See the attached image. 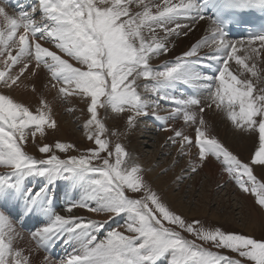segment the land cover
I'll return each instance as SVG.
<instances>
[{
    "label": "snow or ice",
    "instance_id": "snow-or-ice-1",
    "mask_svg": "<svg viewBox=\"0 0 264 264\" xmlns=\"http://www.w3.org/2000/svg\"><path fill=\"white\" fill-rule=\"evenodd\" d=\"M134 2L143 10H134ZM209 3L217 8L221 4L231 8H264V0H204L203 4L200 0H163L155 5L145 0H37L38 8L13 15L7 11L5 0H0V65L4 67L0 70V165L12 169L0 174V197L11 198L21 189L26 176L48 177L52 182L75 176L89 184V191L85 199L70 203L67 211L71 214L74 208H81L113 216L127 214L126 231L131 233L112 230L105 239H98L97 234L105 226L103 222L53 213L52 223L33 236L37 251L41 246L47 250L54 240L70 236L81 247L66 264H159L165 257L168 264H264V239L209 229L199 220L189 221L152 188L139 164L130 170L122 167L123 158H130L123 145L117 143L110 150L109 141L101 138L106 126L98 109L110 107L116 114L126 110L134 113L127 117L133 125L136 117L150 113L160 119L157 110L160 101L166 100L174 105L168 119L182 118L185 124L195 126L194 137L175 128L171 129L174 135L169 137L180 145L181 154L198 149L196 163L188 171L196 173L214 157L244 193L254 194L255 203L264 211V182L254 174L259 167L264 177V86L257 87L264 84L257 68V63L264 61V33L230 40L219 15L206 14ZM181 19L189 23H179ZM202 21L207 23V35L190 43L171 64L157 70L149 63L152 57L166 54L173 46L169 36L188 37ZM157 29L164 31L163 38H158ZM42 41L54 45L56 50ZM205 48L210 51L203 52ZM206 61L220 65L215 75L207 76L201 71L207 66ZM230 61L239 66L237 72L231 70ZM15 65L20 68L13 73ZM41 68H46L52 79L62 85L59 92L64 96L74 93L90 98V119L84 126L95 125L97 131L89 134L94 146L85 153L61 158L54 154L52 145L44 143L38 151L46 158L37 159L25 150L29 135L33 139L37 133L43 136L45 126L55 128L56 122L47 104L33 112L4 90L18 86L25 72L35 74ZM245 72L256 79L241 78ZM141 78L152 82L151 86L145 85V91L155 93L157 99L142 98L137 91ZM176 84L203 88L209 102L204 103L197 95H169ZM213 106L226 109L228 119L237 128L256 134L258 149L248 160L234 154L212 134L204 113ZM54 148L65 154L80 151L74 144L59 141ZM94 160H101L102 164L96 165ZM43 194L42 189L33 201ZM32 206L30 202L28 207ZM184 233L194 239H188ZM21 235L13 220L0 211V264H32L15 247ZM197 241L231 250L247 260L213 252ZM44 264L52 262L44 257Z\"/></svg>",
    "mask_w": 264,
    "mask_h": 264
},
{
    "label": "rangeland",
    "instance_id": "rangeland-1",
    "mask_svg": "<svg viewBox=\"0 0 264 264\" xmlns=\"http://www.w3.org/2000/svg\"><path fill=\"white\" fill-rule=\"evenodd\" d=\"M21 1L22 0H12L11 2H13V3H15V2L21 3ZM33 1H35V0H33ZM25 5H27V3ZM6 6L8 8L12 9L7 4H6ZM33 7H37L38 8L36 3L33 4V6L30 7L29 9H31ZM132 8L134 10H136V11H141L143 9V7L141 5H137L135 2L132 4ZM21 11H24V10H21ZM14 14L18 15L19 12H17V13L14 12ZM47 47H49V46H47ZM50 48H52V50H56L53 45L50 46ZM65 58H67V57H65ZM71 62L75 64V61H71ZM208 62H211V61H208ZM259 62L257 63V68L260 70L259 71V75H260L264 71L263 70L264 69L263 68L264 64H263V61H259ZM206 65H207V61H206ZM16 66H17V68H16ZM19 68H20V65H15V66L12 67L11 72H13V73L18 72ZM44 69L46 71V75L49 76L50 73L47 71L46 68H44ZM203 69L204 70H201V71H203L205 75L211 76L210 73H208L210 71V66L209 65H207ZM33 75L34 74H30L29 72H25L24 73V78L23 79L25 81H22L21 83L23 84V86H25V91L30 92V93L32 91H34L32 93L35 94L37 96V98L39 99V101H40V105H39L40 108L39 109L43 108V106L45 104H47L48 107L52 111L53 110L55 111V113L60 111V114L58 113L59 115L57 114L56 116L60 120L59 122H60V125L63 127L64 133L60 134L59 131L57 130V132H58V134H57V132L55 130H52V128H50V127L47 128V125H46L45 126L46 129H45V132H44L43 136H41L40 133H37L35 139H33L30 136L31 139H32L31 146L30 147H26L27 150L26 149L25 150L30 155H32L33 157H35L37 159L46 158L45 154H42V153H40L38 151V147L41 144H44V143L52 145L54 154L60 155L61 158H65L66 155H80V154L85 153L86 149L94 146V143L88 139L89 134H91L92 132H96L97 131V128H96L95 125L90 126L89 128H85V126H84L86 124L87 120L90 119V114L87 111L88 101H89L90 98L82 97V96L76 95V94H75L76 95L75 96L74 93L72 94L73 96L71 94L68 95V97L64 96L63 94H61L59 92V88H60L59 86H62L60 83L56 82L55 85H57V87H53V83L55 82V80H53L52 77H50L51 75L49 76L50 77L49 80L50 79L53 80V81L50 82L51 84L50 83H46V84L43 85V81H41L40 82L41 84H39L37 87L36 86L33 87L32 84H35V82L32 81L33 80ZM246 75H248V76H246ZM261 76L264 77V73H262L260 75V77ZM244 77L252 78L251 75L249 73H247V72H245L244 76L241 77V78H244ZM216 83L218 84V81ZM261 86H264V84H261ZM193 87H196V86H193ZM257 87H259V84L257 85ZM69 97H72V98H69ZM86 98H87V100H86ZM201 98H202V95H201ZM55 100L58 101V102L56 103ZM53 102H55V103H53ZM53 104H54L55 107L53 106ZM57 105H59V107L61 106L63 109L60 107L61 110H59V108H56ZM74 108H75V110H74ZM98 112H99V118L102 120V122L106 126V130L103 133V135L101 136V138L102 139H107L109 141L110 150H114L115 145L117 143H119V144L123 145L125 147V149L127 150V152L130 154V158L129 157H124L123 158L125 163L122 165V167L128 168L130 170V168L132 166L136 165V162H137V161H135L136 159H139V157H140V159L144 160L145 167L149 168V173L152 174V177H151L150 180H147V178L144 177L145 180H147L149 184L152 182L150 185L159 194H160V192L158 190H156L154 185H155V183L161 181V188H162L163 193L169 194L170 192H172V194L176 198L180 199L178 202L181 201V203H182V205H183V207L185 208V211H186L184 216L189 221H191V220H199V221H201V223H202V225L204 227L209 228V229L220 228L221 230H227L229 232H234V233H239V234H243V235L252 236V237H254L256 239H264V226L263 225L261 226V224H260L259 227L258 228H254V230L252 232L247 230V228L249 227V224H250V222L252 220L251 219L252 217H250L252 215H251V211L249 209L247 210V208H246V209L243 210V208H242V206L240 204V202H241L240 200H236L235 199V200H232L231 202H228L227 200H225V201H227L226 204L222 203L223 202L222 198L225 197V194H226V191H227L226 190L227 186H225V188H223L222 190H220L218 192L217 196L215 197L216 201H213L211 203H209L208 200L203 198V195L206 192L210 193L209 187L208 186H204L206 184V183H204L206 179H204L201 176V178H202L201 182L202 183L201 182L199 183V186H198V188L196 190L195 189L193 190V188H192L193 186H192L191 183L196 178L198 172H196L195 174L189 176L188 180H189L190 184L186 187V191H185V193L182 196L179 194V192H180L181 186L186 184V183L180 182L179 183L180 187H178L176 189L172 188V182H173L175 168L179 167L180 164H182L184 162L185 157L188 156L189 154H184V155L178 156V160L176 161V160L173 159V153L169 152L170 150H168L167 153H165L163 151L164 150V148H163L164 146H161L159 141H158V139L161 137V132H163L164 129H165V127L163 125L161 127H159L157 125L158 126V131H152L150 133H146L145 135H141V136H138L136 134L135 137H134L133 133H130V130L132 129L131 127L127 128L126 125L122 126L120 124L121 121L123 122L124 120H126V118H123V115H121V113L120 114H116L115 112L112 111V109L110 107L108 109L100 108V109H98ZM220 112L222 114L223 121H226V122L229 121V123H228L229 126L226 127V129L223 132L224 136L227 138L231 134L232 135H236V133H237L236 131H238V128L228 119L227 110L226 109H224V110L220 109ZM75 114H76V116H75ZM180 119L182 120V118H180ZM70 120H72V121L70 122ZM139 122H140V120H139ZM81 123H83V124H81ZM185 125L187 126V124H185ZM188 127H190L191 129L194 130L193 126L188 125ZM123 129H124V131H123ZM230 129H232V130H230ZM233 130H234V132H233ZM128 131H129V133H128ZM225 131H226V133H225ZM229 131H230V133H228ZM124 134L129 135V136L131 135V137H130L131 139L135 138V140H134L135 144H137V146H139V149H140V152H139L138 156H136L135 151L133 150L134 148L131 149L130 148L131 146H129L128 143H123L122 136ZM219 134H222V130H221V132H219ZM227 139H231V138L229 137ZM58 141L59 142H63V143L74 144L76 146V148L79 149L80 151L79 152L70 151L67 154L60 153L58 150H56L54 148L55 143L58 142ZM166 141H167V143L169 142L167 139H166ZM104 155H106V154L105 153H101V156H104ZM194 157L197 160V156H194ZM113 162H114V158H113ZM93 163L96 164V165H101L102 161L101 160H94ZM71 177H74V176H66V177L56 178L54 180V182H52L48 177L34 176L33 178H36L37 182L39 183L38 187L36 188L35 194L37 195L38 193H41L42 189L44 190V194L37 201L38 204L42 205L46 201L47 197L51 194V189L56 190V191H54V190L52 191L54 193V197H55L54 199L56 200V201H54V199H53V203L52 204H54V205L57 202H62L63 203L64 200L66 202H70L69 199H67V198L64 199V200H60L59 198H64V197H60L61 194L62 195H66L68 197L72 192H75L76 195H77L76 197L80 201L85 199L86 196H84V195L86 194L85 191L87 189V188H85V186H87L85 184V182L79 181V185L77 184L75 186L73 184L68 183V182H63V183L61 182V181H68V180H70ZM71 179H73V178H71ZM262 182H264V181H262ZM81 193H82V197L83 198L80 197ZM208 193H206V194H208ZM251 195H252L253 200H255V196L253 194H251ZM19 198L22 199L23 196L21 195V196H19ZM232 199H234V198H232ZM79 200H78V202H79ZM66 202H64V203H66ZM166 202L172 208V206L169 204V202L168 201H166ZM92 205L95 206V203H93ZM0 211H3V210H0ZM10 212H12L13 214H16V212H14L11 209H9V211H6V210L4 211V213L11 220H13V223H15L16 226L18 227L15 217H13ZM242 212H245V213H242ZM54 214H55V212H54ZM214 215L218 216V217H220L222 219H225L224 223L222 221H220V220L217 221L214 218ZM111 217L112 218L108 222L104 223V224L108 225V228L109 227L112 228L113 226L115 228H121L122 229L121 232H124L126 235H131V233H128L127 231H125L126 230V224H127V221H128L127 214H121V215H116V216H111ZM90 218L94 219V217H92V216H90ZM102 220L103 219H100V222H102ZM42 223H43V228L45 226H48V223L46 222V220L45 221L43 220ZM26 225H27L28 228H30V226H31V224H30V226H29V224H26ZM20 230H22V229H20ZM22 231H24V230H22ZM24 232L26 234H28L26 231H24ZM32 232H34V233L37 232L38 233L39 231H37L36 228L32 227ZM184 235L188 239H194L190 234L184 233ZM29 237L31 238V236H29ZM65 239H68V236H66L65 238H62V240H61L62 241V245L64 244V246L62 247L63 249H66V247H67V250H71V249L76 247V249H74L73 251L80 250L81 246H80V243H79L78 240L70 238L67 241ZM57 240L58 239L54 240V242H56ZM35 243L34 244L37 245V241H35ZM197 243L198 244L202 243L203 246L209 248V250H211L213 252H219L221 255L231 257L232 259L247 260V258L239 257L237 253L232 252L231 250L222 249V248L221 249H217L214 246L209 245V244L204 243V242H201V241H197ZM39 250H41L42 252L47 254L49 257H51L48 253H46V250L44 251V249H41V248H39ZM70 257L71 256L68 253L67 254V258L69 259ZM51 258H53V257H51ZM54 260L57 261L56 258ZM58 263L59 264H66V260L62 261V260L58 259ZM166 263H168V258L167 257L162 258L161 261H159V264H166ZM247 264H255V262L247 261Z\"/></svg>",
    "mask_w": 264,
    "mask_h": 264
},
{
    "label": "bare ground",
    "instance_id": "bare-ground-1",
    "mask_svg": "<svg viewBox=\"0 0 264 264\" xmlns=\"http://www.w3.org/2000/svg\"><path fill=\"white\" fill-rule=\"evenodd\" d=\"M145 1H146L145 3H148L150 5L162 4L163 3V0H145ZM171 2L172 3H177L178 0H171ZM152 10L155 12V10H156L155 7H153ZM7 11L10 14L15 15L14 14V11L12 9L8 8V7H7ZM178 22L179 23H182V24L189 23V21L184 20V19H181ZM194 27L196 29L195 32L194 33H190V35L188 37H185V36H182V35L181 36H169L168 39L171 40V41H173V46L170 47V50L166 54L152 57L150 59L149 63L155 69L160 70L163 65H165V64H171L176 59V57H178L183 51L187 50V48H188V46H189L190 43L195 42L197 40V38H199V37H202V36L207 35V31H206V29H207V23L206 22H203L202 21V22H200L198 25H196ZM156 31H157L158 38H163L165 36V33H164V31L162 29H157ZM147 34L148 33L146 32V35ZM242 39H244V38H242ZM230 40H232V39H230ZM236 40H241V38H238ZM236 40H232V41H236ZM42 43H44L45 46H49V47L52 46L51 44L46 43V42H43V41H42ZM208 51H210V50L207 49V48L203 49V52H208ZM203 52H202V54H203ZM238 54H240V53H238ZM211 62L217 64V62H215V61H211ZM229 63L232 66L231 67V70L233 72H237L239 66H236L234 64V61H230ZM263 64H264V61H263ZM16 68H17V66H16ZM263 68H264V66H263ZM212 69H213V67L210 66V72L212 71ZM0 70H4L3 65H0ZM201 70H204V69H201ZM262 73H264V71ZM50 75L51 74H49V76ZM49 76L46 75V71H45L44 68H41V69L36 70L35 71V74L33 75V80H32V81L35 82V84H32L33 87L34 86L37 87L39 84H41L40 83L41 81H43V85L46 84V83H50L51 81H53L51 79L49 80V78L51 77V76L50 77ZM246 76H248V75H246ZM23 78H24V76H22L21 77V80L17 82V85L18 86H13L12 89L4 90V92H5V94H10L11 97L16 102L22 103L25 106L29 107L30 110H32L33 112H36L37 109L40 108L39 107L40 101L37 98V96L32 93L34 91L31 92L32 94L30 92L25 91V86H23V84L21 83L22 81H25ZM252 79H255V78H252ZM55 83H56V81L53 84H55ZM151 84H152V82L150 80H145L143 78H141V80L138 81L139 87L137 88V91L140 92L142 98L148 99V100H155V99H157V95L155 93H151V92L145 91V85L151 86ZM183 85H185V84H183ZM180 86H181V84L173 85V90H169V93L168 94L169 95H175L178 98H181L182 96H180V95L177 94V91L178 90H180V92L183 90V88H181ZM193 86H196V85H193V84H188L187 85V87H188L187 89L189 91L188 92V96L197 95V96H200L201 97V95H202V101L204 103H208L209 100H208V95H207L208 93H207V91L204 90L203 88H198L197 86L196 87H193ZM260 86H261V84H259V87ZM55 87H57V85ZM59 87H61V86H59ZM69 98H72V97H69ZM86 100H87V98H86ZM57 102L58 101H56V103ZM53 103H55V102H53ZM160 105L161 106L157 110V114H156L157 116L161 117L160 119H157L156 116H153L150 113L147 116L141 115V116L136 117L135 124L130 125L129 123H127V117L130 114L134 115V113H130L129 111L126 110L125 112L121 113V115H123V118H126V120H124L123 122L121 121L120 124L122 126L123 125L124 126L126 125L127 128L131 127L132 129L130 130V133H133L134 137H135L136 134L138 136H141V135H145L146 133H150L152 131H158V126L161 127L163 125L165 127V129H164L163 132H161V137L158 139V141H159V143H160L161 146H164L163 147L164 148L163 151L165 153H167V151L170 150L169 152H172L173 153V159L177 161L178 160V156H181V155H184V154H181L180 153V151H179L180 145L179 144L173 143L172 141L169 140V137H171V136L174 135V133H173V131L171 129H173V128H175V129H182L185 134H187L189 136H193V137H194V130L191 129L190 127H188V124L186 126L185 123L183 122V120H181L180 118H178V119H168L169 113H170L172 107H174V105H169L166 100H161L160 101ZM53 106H54V104H53ZM60 107H59V105L56 106V108H59V110H61L62 107L61 108ZM74 110H75V108H74ZM58 113L60 114V111H58L57 113H55L54 110L53 111L51 110L52 118L56 122V127L55 128H52V130H55L56 132L58 130L59 133L61 134V133H64V130H63V127L60 125L59 118L56 116ZM75 116H76V114H75ZM204 119L207 121V125L211 129L212 134L215 135L218 139H220L226 146H228L229 149L234 152V154L239 155L244 160H248L251 157V155L253 154L252 152L255 149H258L257 136H256L255 133H252V132H249V131H243V130H241V129L238 128V131H236L237 133L235 132L236 135H232L231 134L232 135L231 136L229 134L230 136L227 135L228 136L227 138L230 137L231 139H227L224 136L223 132L226 129V127L229 126V124H228L229 121H227V122L226 121H223V117H222V114L220 112V109H216L215 106H213V108H211V109H208L204 113ZM139 120H140V122H139ZM71 121L72 120H70V122ZM81 124H83V123H81ZM193 127H195V126H193ZM47 128H48V126H47ZM45 129H46V127H45ZM221 130H222V134H219V132H221ZM230 130H232V129H230ZM123 131H124V129H123ZM233 132H234V130H233ZM128 133H129V131H128ZM225 133H226V131H225ZM228 133H230V131ZM57 134H58V132H57ZM130 137H131V135L129 136V135L124 134L122 136L123 143H128L129 146H131L130 147L131 149L134 148L133 150L135 151L136 156H138L139 155V152H140L139 146H137V144H135V141H134L135 138H132L131 139ZM165 138L169 141L168 143H167V141H166ZM31 142H32V139H31V137L29 135V142L24 145V148L26 150H27L26 147H30L31 146ZM189 152H190V154L185 157L184 162L182 164H180L179 167L175 168L173 182H172V188L173 189H176V188L180 187L179 186V183L180 182L186 183V184H184V185L181 186V189H180V192H179V194L181 196L185 193L186 187L190 184L189 183V180H188L189 179V176L195 174V173H192V172L188 171V169H190V167L193 164L196 163V158L194 156H197L198 149L197 148H191L189 150ZM135 161H137L136 164H139L142 167V169L144 168L143 169L144 170L143 171L144 177L147 178V180H150L151 177H152V174L149 173V168L145 167L144 160L140 159V157H139V159H136ZM11 170L12 169L6 168L5 166L0 165V171H11ZM197 172H198V174H197L196 178L191 183L192 186H193L192 188H193V190L194 189L196 190L198 188L199 183L201 182V179H202L201 176L204 179H206L205 182H204L206 184L204 186H208L209 187L210 193L206 192L208 194L205 193L203 195V198H205L206 200H208L209 203H211L213 201H216V198L215 197L217 196L218 192L220 190H222L223 188H225V186H227L226 187V190L227 191H226L225 197L222 198V201H223L222 203L223 204H226L227 201L228 202H231L232 200H235V199L236 200H240L241 201L240 204H241L243 210L247 208V210L249 209L251 211V215L252 216H250V217H252L251 218L252 220H251V222L249 224V227L247 228L248 231H251L252 232L254 230V228H258L260 224H261V226L262 225L264 226V211H261L259 209V207L257 206V204L255 203V200H253L252 195H251L253 193H251V192L244 193L240 189L239 185L235 182V180L224 171V166L222 165V163L220 161H217L213 157V158H211V162L210 163H207L206 162L204 164V166L202 168H200ZM254 174L257 175V179L258 180L264 181V177H262L260 175V169H259V167H257V168L254 169ZM75 178H77V177H75ZM79 181L85 182V184L87 185V186H85V188H87V189L85 191L86 194L84 195V196H86L88 194V191H89V185L84 180H79ZM154 186H155L156 190H158L160 192V194L163 197V199L165 201H168L169 204L172 206V208L174 210H176L178 213H182L183 215L186 213L185 208L183 207L181 201L178 202L180 199L176 198L172 194V192H170L169 194L163 193L162 188H161V181L155 183ZM232 198H234V199H232ZM225 200H227V201H225ZM73 202H75V201H73ZM73 202H71V203H73ZM58 203H59V205H58ZM93 203H95V202L93 201L92 204ZM68 205L69 204H66L64 202L63 203L62 202H57L54 205V207H55V214L57 213L59 215H65L66 217L69 216V215H75V216L81 218L82 220H95V221H100V219H103L104 220V221L102 220L103 223L108 222L112 218L111 216H113L110 213H95V212L89 211L87 209H81V208H74L73 211H72V213L70 214L67 211V208L66 209L63 208V207H66ZM61 206H62V208H61ZM242 213H245V212H242ZM90 216L94 217V219L93 218H90ZM214 218L217 221L218 220L222 221L223 223L225 221V219H222V218H220L218 216H215V215H214ZM104 225L105 226L97 234L98 235V239H105V237H106V235H107V233L109 231H112V230H119V231H121L122 230L121 228H115L114 226L112 228H110V227L108 228V225L107 224H104ZM14 226L22 234L16 240L15 247H17L18 249L22 250L23 255L28 256L29 257V260L32 262V264H44V257H48L49 261L52 262V264H59L53 258L49 257L47 254H45L41 250H38L37 251L36 250V245L33 243V241L31 240V238L29 237V235L26 234L24 231L20 230L16 226L15 223H14ZM70 238L71 237L68 236V239H65V240L68 241ZM63 246H64V244H63ZM74 249H76V247L73 248V249H71V250H68V252H70V255L71 256L74 255V254H77L79 252V250L73 251ZM64 257H65V259L67 258L66 256H64ZM166 264H168V263H166Z\"/></svg>",
    "mask_w": 264,
    "mask_h": 264
}]
</instances>
